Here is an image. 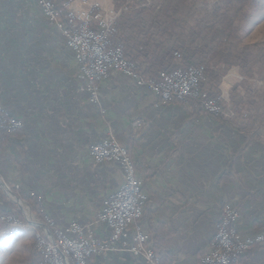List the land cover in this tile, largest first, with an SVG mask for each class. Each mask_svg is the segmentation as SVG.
I'll return each mask as SVG.
<instances>
[{"label":"crops","instance_id":"0c3cea01","mask_svg":"<svg viewBox=\"0 0 264 264\" xmlns=\"http://www.w3.org/2000/svg\"><path fill=\"white\" fill-rule=\"evenodd\" d=\"M92 5L113 8V1L74 0L69 8ZM144 35L127 30L120 39L144 77H157L167 44L143 42ZM77 72L73 53L38 0H0V109L24 123L0 148L1 182L36 198L57 227L78 223L106 243L111 231L96 220L124 177L116 164H96L90 148L115 138L128 148L148 193L139 225L163 264H200L226 205L240 212L239 233L262 231L264 141L248 144L231 123L188 104H164L117 72L101 82L100 105H93ZM13 205L0 184V213L15 211ZM134 230L125 238L129 244ZM143 258L119 251L91 264H147ZM237 264H264V246Z\"/></svg>","mask_w":264,"mask_h":264},{"label":"built area","instance_id":"2783aa9c","mask_svg":"<svg viewBox=\"0 0 264 264\" xmlns=\"http://www.w3.org/2000/svg\"><path fill=\"white\" fill-rule=\"evenodd\" d=\"M73 1L58 4L55 0H38V3L47 22L57 28L73 53L78 68L77 79L93 105H100L101 82L111 73L117 72L134 81L137 86L147 89L164 104L197 100L210 113H225L217 100L211 98L204 88L203 68H186L179 64L175 68L160 72L159 81L145 78L138 65L125 57L123 46L113 44V36L117 32L116 11L106 13L98 5L70 11ZM81 1L88 4L91 0ZM174 56L181 63V54L175 52ZM2 120H5L4 124L10 130L21 129L23 126L21 120L15 117L7 115ZM90 156L97 164H116L123 172L124 183L109 196L96 220L97 223L108 226L111 231L110 238L107 243H101L87 227L71 223L61 228L49 217H45L44 232L47 233H35L36 248L43 257L44 264H88V260L97 254L108 255L119 251L140 258L142 251H150V258H143L145 262L159 264L150 247V236L138 226L148 195L144 190V183L136 175L128 148L116 139H110L93 145ZM239 217L240 212L231 205L222 209L212 250L203 257L202 264H232L238 256L251 252L258 245H264V220L262 231L247 236L234 227ZM25 224L13 214L0 216L1 233L32 225L30 222ZM133 226L136 229L129 244L125 238Z\"/></svg>","mask_w":264,"mask_h":264},{"label":"trees","instance_id":"16d2710c","mask_svg":"<svg viewBox=\"0 0 264 264\" xmlns=\"http://www.w3.org/2000/svg\"><path fill=\"white\" fill-rule=\"evenodd\" d=\"M55 1L59 4L68 0ZM113 1L114 6L117 8H119V4L125 5L127 3V0ZM263 6L264 0H223L222 2L215 4L212 11L204 16L196 26L197 33L193 36V41H199L200 46L193 51L191 56H186L188 58L184 60V66L186 68L196 67L204 69L207 85L211 88L213 95L218 99L221 94L220 85L226 75V69L229 70L235 65L239 66L240 72L245 79H253L255 76V69H257L258 79L261 81L262 87L254 92L245 94L243 98L238 97V99L232 101L234 107L233 113L236 118L230 120L221 116L223 114L210 113L204 110L197 100L179 102L190 105L192 110L196 113H202L207 117H212L236 126L240 133L246 137L248 144L252 141H264V40L254 44H244L241 38L239 24L249 23L250 16L246 12L247 7L259 10V8ZM146 15L152 19L151 22L153 24H155L157 20H161V22L164 23L165 26L163 32L165 35L170 37H180L186 33L187 20L179 18V4L172 0H166L164 6L161 7L158 12L150 11V8H143L135 10L128 16L123 14L121 16L123 24L120 27V33L127 30L130 32H136V30H138L140 34H146L147 32H144L146 26L142 20ZM113 40V42H117L118 36H114ZM119 40L121 42L120 45L123 46L124 44L122 43V40ZM184 47L185 44H180L170 52L163 49V55H165V68L163 67L162 71L175 68V65H173V51L176 49L182 51ZM188 49L189 51H192L191 44L188 46ZM170 56H172V59H170ZM125 57L138 65L137 56L131 59L126 55ZM156 63H159V61ZM154 69L150 70H154L155 72L158 70V67H155ZM159 74L160 72H158V78ZM157 77L147 79L156 80ZM218 104L223 110L227 108V106L223 105L221 102ZM18 131H1L2 142L0 147L4 146L5 143H7L10 138L14 137L15 133ZM21 171L23 175L26 174V166L24 163L21 165ZM18 198L36 211L38 205L36 198L29 197L24 193L18 194ZM8 213H13V211ZM14 213L23 218L20 211H16L15 209ZM152 249L157 259L160 261L161 257L157 252L156 245L152 246ZM29 261L28 264H44L43 258L36 255H31ZM89 263L91 264V260H89ZM160 264H163V262L160 261Z\"/></svg>","mask_w":264,"mask_h":264},{"label":"rangeland","instance_id":"374dc122","mask_svg":"<svg viewBox=\"0 0 264 264\" xmlns=\"http://www.w3.org/2000/svg\"><path fill=\"white\" fill-rule=\"evenodd\" d=\"M91 1L97 2L98 0H91ZM165 1L166 0H156V1H154V0H127V3L125 5L119 4V8L114 6V1H113V8H102V10L106 11V13L111 12V10L116 11L117 18L115 20V28L117 29V32L114 34V36H116V37L118 36V41L113 42V44L120 45V43H121L119 39H120V29H121L120 27L123 24L121 21V16L123 14H126V16H128L129 14L133 13L135 10L143 9V8H146V9L150 8V11H157L158 12V10L164 6ZM172 1L178 2V4H179V18H181L182 20H187V22H186L187 23L186 33H184V35H181L180 37H176V36L170 37L168 35H165L163 32V28L165 26L164 23L161 22V20H157L156 23L153 24L151 22L152 19L148 15H146L142 19L145 23L146 32H147L143 36V42L144 41L154 42L153 44H155V43L163 41L164 43L167 44V47H165V50H167L169 52L172 51L176 46H178L180 44H185V47L182 49V51H180L178 49L173 51V58H174L173 59V61H174L173 65L178 66L179 64L184 65V60H186V58H188L186 56H188V55L191 56L193 51L200 46L199 41H196V42L193 41V36H195V33H197L196 26H197L198 22L204 16H206L208 13H210L212 11V8L215 4L220 3L223 0H172ZM103 2L105 3L106 0H103ZM246 12L250 16L249 23L248 24H239L240 34H241V38L243 40V43L244 44H254V43L263 41L264 40V6L260 7L259 10H254L250 7H247ZM115 41H116V38H115ZM176 44H178V45H176ZM190 44H191L192 51H189V49H188V46ZM123 50H124V48H123ZM175 52H179L181 54V58L179 60V61H181V63L175 59V56H174ZM170 59H172V56H170ZM138 67H139L140 73L142 74L139 65H138ZM254 74H255V76L253 79H245L244 76L240 72L239 66L235 65L234 67L230 68L229 70L226 69V75L223 78L222 83L220 85L221 94H220L219 99L213 95L211 88L207 85V79L205 76V82L203 83V85H204V88L207 90V92L210 94L211 98H215V99H217L218 103L221 102L223 105L227 106V108L224 109L226 114L223 113V115H221V116H224L225 118H228L230 120L235 119L236 116L233 113L234 107H233L232 101L234 99H238V97L243 98V96H245V94L254 92L257 89H260L262 87V83L258 79L257 69H255ZM1 114L2 115H0V119H1L0 120V144L2 142L1 131L7 130L9 132H14V131L21 130L23 128V126H22L21 129L10 130L6 126V124H4L5 120L4 121L2 120V118L7 117L8 114H6V112H4L3 110L1 111ZM9 116L10 115H8V117ZM10 117H13V116H10ZM21 122H22V125H24L22 120H21ZM111 139H115V138H111ZM8 143L9 142L7 141V143H5V145ZM102 164H109V163H102ZM102 164H100V165H102ZM0 184L2 185V188L4 189L5 194L7 196H9L10 200L13 201L14 205L16 206V211H20L22 213L23 218L18 216L16 213H14L15 211H13V213H0V216L6 215V214H13V215H16L22 223L28 224V222H30L32 224L30 227H16V229H14L12 231H17L18 229H19V231L15 232V233H12V231H5V232L1 233V231H0V264H28L30 262L29 260H30L31 255H36L38 257H41V255L39 254V252L37 251V248H36L37 239H36L35 233L36 232H39V234L44 233V229L46 227L45 217H48V214L45 211V209L39 203L36 207V211H34L28 204H26L24 201L20 200L18 198V194L22 193L20 186L11 187L8 184L1 182V180H0ZM144 190H145V186H144ZM145 192H146V190H145ZM146 194L148 195L147 192H146ZM148 201H149V196H148ZM148 201H147V203H148ZM147 203H146V205H147ZM232 208H234V207L232 206ZM234 209H236V208H234ZM40 224H41V227L39 228L38 226H40ZM98 224H100V223H98ZM138 226L142 228V226L139 225V222H138ZM133 229H136V227L133 226L131 228V230H133ZM92 232L95 236L94 231H92ZM25 233H28V234H25ZM147 234L150 236L149 233H147ZM253 235H255V234H253ZM95 238H96V236H95ZM150 243H151V236H150ZM150 247L152 248L151 245H150ZM258 247H262V246L258 245L256 247H254L251 252H248L246 254L238 256L237 257L238 259L232 264H237L239 262L240 258L248 256L250 253H252ZM208 253H206V254H208ZM205 255H203L201 257L200 264H202V259ZM99 256H107V254H97L96 256H94L93 258H90L89 260H91V262H92V260L95 257H99ZM142 256H144V258H147L146 251H142ZM89 260H88V264H90ZM158 262L160 264L159 259H158Z\"/></svg>","mask_w":264,"mask_h":264},{"label":"bare ground","instance_id":"6f19581e","mask_svg":"<svg viewBox=\"0 0 264 264\" xmlns=\"http://www.w3.org/2000/svg\"><path fill=\"white\" fill-rule=\"evenodd\" d=\"M46 228V227H45ZM17 231H19V229L17 230ZM17 231H12V233H15V232H17ZM44 233H47V232H44ZM43 233V234H44ZM146 255H147V258H150V251H146Z\"/></svg>","mask_w":264,"mask_h":264},{"label":"water","instance_id":"95a60500","mask_svg":"<svg viewBox=\"0 0 264 264\" xmlns=\"http://www.w3.org/2000/svg\"><path fill=\"white\" fill-rule=\"evenodd\" d=\"M17 199V198H16Z\"/></svg>","mask_w":264,"mask_h":264}]
</instances>
